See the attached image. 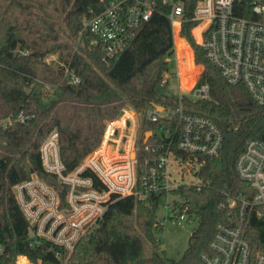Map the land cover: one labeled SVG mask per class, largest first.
Masks as SVG:
<instances>
[{
    "label": "trees",
    "instance_id": "1",
    "mask_svg": "<svg viewBox=\"0 0 264 264\" xmlns=\"http://www.w3.org/2000/svg\"><path fill=\"white\" fill-rule=\"evenodd\" d=\"M195 1L189 0L190 7ZM106 2L0 0V119L10 113L26 116L8 127L0 124V237L5 246L0 264H15L20 254L34 262L68 264H200L217 223L239 219L238 205H230L228 199L253 195L250 184L239 176L236 161L249 139L264 140V104L257 103L243 83H231L223 76L194 37L196 22L189 20L182 35L192 46L196 63L204 66L197 86L207 84L209 90L206 97L184 94L182 100L186 111L213 118L224 142L218 155L204 158L198 171L201 183L175 191L179 197L175 209L183 204L199 221L182 256L169 260L160 250L155 231L162 228L163 220L157 218V210L167 195L158 193L145 200L125 196L111 201L101 223L77 242L70 255L46 239L31 244V226L13 186L34 172L48 178L41 145L53 129L59 132L61 157L70 171L100 144L107 121L125 105L141 113L140 140H144V130L163 123L148 120L146 110L157 103L175 107L179 102L178 95L160 91L170 71L166 57L175 50L169 19L154 14L136 47L118 59L110 58L100 43L92 42L93 34L82 23L84 16L100 11ZM177 44L197 74L200 67L194 68L186 40L177 38ZM53 53L58 57L56 65L48 60ZM66 68L80 81L65 77ZM85 174L103 187L93 171ZM66 193V187L60 190L62 206L67 205ZM261 208V215L251 210L245 224L255 254L264 253Z\"/></svg>",
    "mask_w": 264,
    "mask_h": 264
},
{
    "label": "built area",
    "instance_id": "2",
    "mask_svg": "<svg viewBox=\"0 0 264 264\" xmlns=\"http://www.w3.org/2000/svg\"><path fill=\"white\" fill-rule=\"evenodd\" d=\"M242 11L251 15H241ZM154 14L169 19L174 39L176 33L182 34L186 21H195L192 33L207 58L229 82L243 83L256 102L264 104V0H196L193 8L189 0H107L103 9L84 16L82 23L93 34L92 42L100 43L108 57L118 59L136 47ZM65 72L70 81H80L68 68ZM194 90L199 97L208 96L207 84ZM189 93H179L175 107L163 105L159 110V105L153 104L146 110L148 120L163 121L151 129L148 140H140L141 113L125 105L117 117L107 121L100 144L70 171L61 157L59 132L53 129L41 145V155L45 170L61 186L36 172L13 186L31 226V244L46 239L70 255L77 242L101 223L110 202L125 196L145 200L152 194H166L165 202L172 206L175 218L185 219L187 208L179 203L175 209L179 199L175 191L183 185H197L186 180V175H198L204 158L218 155L224 142V133L213 118L186 111L182 96ZM25 117L22 112L10 113L0 124L8 127ZM236 168L253 195L228 199L230 205H238L239 219L217 223L200 264H264V253H253L245 235L249 212L256 209L261 215L264 206L263 139L248 140ZM88 170L97 175L102 188L85 174ZM64 187L67 205L62 206L60 190ZM4 250L0 237V258ZM57 255L62 256L60 249ZM15 264L68 262H34L20 254Z\"/></svg>",
    "mask_w": 264,
    "mask_h": 264
},
{
    "label": "rangeland",
    "instance_id": "3",
    "mask_svg": "<svg viewBox=\"0 0 264 264\" xmlns=\"http://www.w3.org/2000/svg\"><path fill=\"white\" fill-rule=\"evenodd\" d=\"M177 38L186 39L192 51L193 66L195 69L200 67L197 74L194 73L191 64L189 63L188 54H185L180 48H178ZM175 50L170 55V73L165 75L166 83L160 88V91L164 94L178 95L179 93H189L187 94L193 99L200 98L199 95H195V90L197 88V82L199 77L204 70L202 64H198L194 58V50L190 45L189 41L184 35H175ZM48 60L53 64L58 63V57L56 54H51L48 56ZM168 60V59H167ZM157 105L163 106L160 103ZM159 110H163V107H158ZM114 119V118H113ZM130 130V129H129ZM143 133L142 124L140 125V139ZM151 135V129L144 130V139L148 140ZM83 161V160H82ZM186 180L192 181L194 183H201V179L197 174L189 173L186 175ZM176 217L175 211L172 206L167 202L160 205L157 210V218L163 220V225L161 229L155 231L157 238L160 241V250L164 252L165 256L171 259H179L185 249L189 245V238L194 228L199 224L198 218L196 216L187 215L185 219L180 220Z\"/></svg>",
    "mask_w": 264,
    "mask_h": 264
},
{
    "label": "water",
    "instance_id": "4",
    "mask_svg": "<svg viewBox=\"0 0 264 264\" xmlns=\"http://www.w3.org/2000/svg\"><path fill=\"white\" fill-rule=\"evenodd\" d=\"M158 107H160V108H162L163 106H158ZM48 181L51 183V184H54V185H56L57 187H60L61 186V184H60V182L58 181V180H56V178H54V176H52V175H50V176H48Z\"/></svg>",
    "mask_w": 264,
    "mask_h": 264
}]
</instances>
